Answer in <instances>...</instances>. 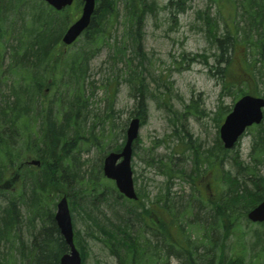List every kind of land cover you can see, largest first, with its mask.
Here are the masks:
<instances>
[{"label": "trees", "instance_id": "obj_1", "mask_svg": "<svg viewBox=\"0 0 264 264\" xmlns=\"http://www.w3.org/2000/svg\"><path fill=\"white\" fill-rule=\"evenodd\" d=\"M17 1L20 3L22 0H9V6L0 7V55L9 60L4 69L0 70V193L7 194L6 202L0 205V264H6L5 257L8 251L15 253L18 264L20 260H24V264H59L60 256L68 250V246L53 219L52 208L55 200L49 203L52 192L58 193V186L67 197L70 211L76 214L80 212L85 223L94 222L96 228L102 232L104 236L101 241L115 257L116 264H163L161 260L171 255L180 264H224L222 239L226 240L230 229L233 228L234 209L241 210V217L246 223L247 210L264 198L263 178H256V181L251 182L244 179L245 166L239 157V144L234 147L231 154H229L231 150L222 147L218 138L213 147L200 152L198 146L192 144L193 149L202 154L200 162L197 156L195 160L193 159L192 164L197 170L201 168V164L213 165L215 170H218L220 165L229 162L237 169L238 174L234 177L229 172H223L221 175L220 170V180L226 188L215 205H212L210 200L206 201L193 194L178 195L176 192L169 196V192L164 195L162 191L160 197L157 196L158 198L154 200L146 199L162 203L156 207L168 212L166 222L157 216L159 231L144 229L145 225L153 224L154 220H143L142 214L148 215L149 210L145 209L144 204L140 206V202H145L140 201L143 195L141 191H138L136 201L123 198L112 188L111 196L112 192L104 191L106 186L103 181L97 180V173H101L100 164L97 173L93 167L89 171L82 168L85 164L80 154L83 150L82 144H86L87 147L99 146L100 143L109 140L105 133L100 135L88 130L86 115H89L90 111L86 89L89 85L87 79L90 60L108 41L110 37L108 30L111 31L119 18H122L118 10L121 4L124 6L125 37L121 44L114 45L115 54L109 56L114 55L115 59L124 61L128 69L122 70L126 75L124 80L128 82L129 93L135 99L131 114L140 118L141 125L146 121L148 108L145 97L148 86L140 70L141 61L145 58L140 39L144 17L148 13L154 14V4L148 0H96L98 6L85 35L76 42L74 48L64 52L66 53L64 58L68 57L67 61L53 64L51 58L56 57L55 61H58V55H61L57 44L71 19L69 11L57 12L49 7L46 20L45 15H34L33 22L37 26L29 25L15 30L12 20L18 5L14 3ZM186 1L189 0H167L166 4L172 7L175 14L173 17L187 9ZM208 1L210 4L204 11L199 12V17L207 26L208 36L221 49L218 59L225 64L224 68H218L222 71L220 96L232 93L236 100L242 94L258 95L259 92H255L253 88L242 90L238 86L241 82L248 83L247 78L242 80L231 74V80H227L224 74L230 62V53L237 43L239 30L242 31V41L249 47L255 45L261 57L251 60L248 57L243 58V62L244 70L248 72L250 78L252 77V81L256 80L257 83L259 79L263 84L261 96L264 97V71L261 72L256 66L257 61L264 66V47H259L251 41V37L256 35L255 39L258 42L262 41L264 46V0ZM211 3L217 4V12L220 15L223 12L219 6L230 5L235 12V18L239 8L237 25L234 24L233 28L225 27L222 37L216 35L219 20L209 12ZM95 20L99 24L98 27L95 26ZM127 49H130L131 57L129 54L125 56ZM133 61L136 63L133 64ZM47 77L52 78L54 93L43 108L41 97L45 96L43 84ZM114 95L115 90L106 96V112L96 116L94 126L97 129L99 124L108 123L106 120L114 123L112 117H115V113L111 106ZM196 105L197 102L193 100L185 108L189 112L197 113L199 109ZM222 108L224 111L227 109L226 106ZM221 121L218 120V126ZM256 127L252 135L254 136L252 152L256 145L264 148V124L260 123ZM121 138L124 139V135ZM139 142L138 138L133 143V154ZM122 143L123 141L120 144L107 145L117 150ZM27 154L41 161V170L37 171L32 166L21 167L18 175L23 187L15 195L10 188L8 190L11 179L8 182L4 173L17 168ZM192 156L194 157V152ZM177 159H174L173 155L160 158L156 162L157 169L168 181L175 173H179L182 178L192 182L196 170L189 169L187 172L186 167H182L181 164L178 168ZM151 162L153 158L147 161L149 164ZM249 169L247 168V171ZM247 174L253 175L254 172ZM238 177L242 180H237ZM2 188L6 189L5 192ZM56 196L58 197V194ZM126 202L132 206H127ZM95 210L99 212L98 215ZM190 211L192 215L190 223L198 230L204 231L207 246L205 241H201L199 247L192 245L186 229L182 233L185 235L186 243L182 242L181 237L166 234L169 232L167 227L174 224L178 229H184L187 224L186 215ZM225 217L226 220L221 221ZM227 224L230 227H227ZM24 231L29 239L26 238ZM23 236L26 238L24 245ZM252 238L258 249L252 254L251 259L255 264H264V222L260 224L259 230L253 232ZM21 240L20 246H17ZM74 243L84 261L87 253L86 242L77 231L74 232ZM7 244H14V249H10L9 245L10 250H4ZM196 249L202 250L197 253ZM151 259H154L152 263ZM227 263L243 264V260L241 257L231 258Z\"/></svg>", "mask_w": 264, "mask_h": 264}, {"label": "rangeland", "instance_id": "obj_2", "mask_svg": "<svg viewBox=\"0 0 264 264\" xmlns=\"http://www.w3.org/2000/svg\"><path fill=\"white\" fill-rule=\"evenodd\" d=\"M24 1L14 3L15 5L18 3L13 16L14 19L12 20V26H14L15 30L29 25L31 27L37 26L33 22V16L37 14L40 8L45 9V6L40 8L31 6L30 2H38L37 0ZM148 1L154 4L155 12L154 14L148 13L145 15L143 20L141 48L145 58L142 59V65H140V70L143 72L149 92L147 100L148 113L145 123L139 129L140 142L131 160L135 187L137 191H141L143 194L141 201H146V199L154 200L157 196L160 197L163 191L164 195L167 192L170 195L176 192L178 195L193 194L198 198L202 194L203 198L210 199L212 205H215L217 199L224 194V186L222 184L217 186L215 177L220 173V170L222 171L221 175L223 172H229L234 177L236 176L235 174H238V171L229 162L223 166L220 165L218 170H215L216 168L210 164H201V168L197 170L196 166L192 164L196 156L200 162L202 158L200 151L215 145L218 138V120L224 118L235 102L232 93L220 96L222 91V71L218 68H224L225 64L218 59L221 49L208 36L207 26L199 17V12L204 11L210 3L208 0H190L187 2V9L173 17L172 15L175 14L172 7L166 4L167 0ZM7 6H9V0H0L1 8ZM219 8H221V12H228V7L226 6L220 5ZM217 9L218 6L211 3L209 12L219 20L216 35L222 37L225 29ZM118 10L122 18H119L118 23L113 26L111 31L108 30V34L110 33L108 41L101 46L98 54L89 63L88 82L92 81V83L88 85L87 82L86 94H88V109L90 113L86 115V125L90 132L100 135L105 133L109 138L107 142L100 143L99 146L87 147L86 144L81 146L84 150L81 153V160L85 162L82 168L89 171L93 167L95 173H97L98 165L101 162L100 159L108 150L107 143H121V127L124 124L127 126L134 103L124 80L126 75L124 72L122 73L123 69L125 71L128 70L124 61L115 59L116 56L114 57V55L109 56L115 54L114 45L117 44L118 46L121 44L122 38L125 37L124 6L121 4ZM71 11H74V8ZM241 33L242 31L238 30L237 43L230 53V62L224 74H226L227 80H231V74L242 80L247 78L249 80L248 83L241 82L238 86L242 90H251L253 88L255 92L259 91L257 92L258 96H261L263 84L257 78V83H255L256 80L252 81V77L250 78L248 72L244 70L245 64L243 62V58L246 59L248 57L251 60L261 57L258 54V50L255 49L256 47H249L242 41L243 36H241ZM71 49L67 48L60 51L59 54L61 55H58L60 59H64L66 54L64 52H68ZM125 53V56L128 54L130 57L132 56L130 49H127ZM8 61L7 57L3 58L0 55V70L4 69ZM134 63L136 62L133 61ZM256 66L261 72L264 71V66H262L261 62L257 61ZM116 85L117 91L113 103L116 114H114L115 117H112L114 123L112 124L110 120H106L108 123L99 124L97 129L94 126L96 124V116H101L106 112V89L111 92V89ZM43 86H46V83ZM47 87H51V85L48 84ZM51 95L53 94L49 92L41 97L43 108H45V104L48 103ZM193 100L197 102L196 106L199 109L197 113L189 112L185 108ZM218 106L220 107L218 108ZM222 106H226L228 111L227 109L224 111ZM222 112H224L223 115ZM262 123L264 124V120ZM253 127L255 128L251 127L245 130L239 139L238 146L239 157L245 166L244 179L250 182L264 176V148L256 145L253 153L250 154L254 137L252 135L257 129L256 125ZM193 143L198 146L199 152L193 149ZM233 150L234 148L229 154ZM192 152H194V157ZM169 155H173L174 159L178 158L176 160L178 168L179 164H181L182 167H186L187 172L191 169L196 170V173L192 176V182L189 179L187 181L179 177L181 176L179 173H175L168 181L167 177L157 169L156 162L160 158H165ZM24 158L30 160L34 156L27 154ZM150 158H153V162L149 164L147 161ZM32 167L35 169L34 166ZM247 168H250L249 171H247ZM36 170L40 171L41 166L36 168ZM241 170L243 172V168ZM18 172L16 169H10L4 173L6 179H11L10 189L15 195L23 187ZM247 172H254V174H247ZM97 175V180L101 179L100 181H103L104 186H106L104 191L106 193L112 192V183L102 176V172H98ZM236 179L242 180L240 177ZM167 181L168 183L166 184ZM58 188V193L56 191L52 192L50 204L52 200L57 202L61 197L60 195L63 196L61 187L58 186ZM56 194H58V197ZM6 195V193H0V205L6 202ZM112 195L113 192L111 193ZM50 204L48 205L51 207ZM126 205L132 206L129 203H126ZM55 209L56 207L52 208L53 212H55ZM235 209L233 228L230 229L227 239H222L221 251L224 255V264L231 261V258L235 259L237 257L242 258L243 264H255L251 256L258 249V245H254L252 235L255 230L260 229V225L254 223L246 224L241 217V210L239 208ZM152 210L153 207H150V215ZM95 212L98 215L99 212L97 210ZM163 213L165 212L160 213L158 209L155 210V214L159 215L161 220L166 221V217L162 215ZM73 214L75 215H72L74 230L86 242L87 253L84 256L83 264H116L115 257L110 254L106 245L101 241L104 235L96 228L93 224L94 222L86 221V224L82 220L80 212L77 214L73 212ZM191 216L190 211L185 222L187 223L185 224V229L189 232L192 245L199 247L201 241H205V246H207L208 243L204 238V231L198 230L196 226L190 223ZM223 220L225 221L226 217L221 219V221ZM227 227H230V225L227 224ZM24 233L26 238L29 239L26 231ZM26 238L24 236L22 238L23 245ZM22 240L16 245L20 246ZM182 242L186 243L184 236H182ZM9 245L10 249H14V244ZM9 245L4 246V250H10L8 249ZM200 250L196 249V252L200 253ZM164 260H161V263H164ZM5 263L18 264V257L14 252L8 251ZM19 264H24V260H20ZM167 264L180 263L175 258L170 257Z\"/></svg>", "mask_w": 264, "mask_h": 264}, {"label": "water", "instance_id": "obj_3", "mask_svg": "<svg viewBox=\"0 0 264 264\" xmlns=\"http://www.w3.org/2000/svg\"><path fill=\"white\" fill-rule=\"evenodd\" d=\"M45 1L58 10L72 2V0ZM82 2L81 15L66 29L62 36V41L65 44L72 43L89 24L94 9V0H82ZM263 106L264 99L262 97L250 94H245L235 101L232 110L225 116L219 128L220 139L225 148H231L247 126L252 123H259L262 120ZM138 130L139 119L132 118L126 128V140L122 149L119 152L108 153L103 160L104 175L113 179L118 190L128 198H136L130 159L132 142L136 139ZM117 160L119 161L117 162ZM246 216L252 222H262L264 220V199L253 206ZM54 220L61 236L69 247L68 252L61 256L60 264H81L79 252L73 243L71 216L65 196L56 204Z\"/></svg>", "mask_w": 264, "mask_h": 264}, {"label": "bare ground", "instance_id": "obj_4", "mask_svg": "<svg viewBox=\"0 0 264 264\" xmlns=\"http://www.w3.org/2000/svg\"><path fill=\"white\" fill-rule=\"evenodd\" d=\"M190 1V0H189ZM187 2V1H186ZM209 2V1H208ZM214 5H216L217 6V4L216 3H213ZM82 6H83V3H79V9H80V11H82ZM98 6V2L96 1V0H94V9H93V12H92V14H91V16H90V21H89V24H88V27L90 26V24H91V22H92V19H93V16H94V12H95V9H96V7ZM226 7H228V12H223L221 15H220V19L222 20V22H223V24H224V29H225V27H228V28H233L234 27V24L235 25H237V21L239 20V8H238V13L236 14L237 16H236V18H235V12L233 11V9L230 7V5H228V6H226ZM231 10V11H230ZM229 11H230V13H231V15L229 14ZM234 13V16H232V14ZM235 18V19H234ZM95 26L96 27H98L99 26V24H98V22H96V20H95ZM256 36V35H255ZM255 36H253V37H251V41L253 42V43H256V45H258L259 47H264L263 46V43H262V41H260V42H258L257 41V39H255ZM123 39L124 38H122V41H123ZM142 40V38L140 39V41ZM121 41V42H122ZM125 41V40H124ZM252 46H254V47H256L255 45H252ZM141 47H142V43H141ZM257 64V63H256ZM262 64V63H261ZM125 83H126V85H127V87H128V82L127 81H125ZM115 90V94H116V91H117V85L115 86V87H113L112 89H111V92H113ZM128 91H129V87H128ZM129 95H130V93H129ZM131 97H132V95H130ZM148 97H149V92L146 94V97H145V103H146V106L148 107V105H147V100H148ZM133 98V97H132ZM133 100H134V103H133V105L135 104V99L133 98Z\"/></svg>", "mask_w": 264, "mask_h": 264}, {"label": "flooded vegetation", "instance_id": "obj_5", "mask_svg": "<svg viewBox=\"0 0 264 264\" xmlns=\"http://www.w3.org/2000/svg\"><path fill=\"white\" fill-rule=\"evenodd\" d=\"M55 58H52L51 61L54 62ZM64 59H58V61H63ZM156 224H153L152 226H149V230H156Z\"/></svg>", "mask_w": 264, "mask_h": 264}]
</instances>
